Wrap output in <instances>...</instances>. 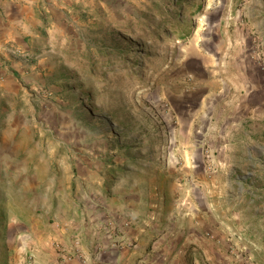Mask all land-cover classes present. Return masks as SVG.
Returning a JSON list of instances; mask_svg holds the SVG:
<instances>
[{"label":"rangeland","instance_id":"obj_1","mask_svg":"<svg viewBox=\"0 0 264 264\" xmlns=\"http://www.w3.org/2000/svg\"><path fill=\"white\" fill-rule=\"evenodd\" d=\"M72 2L63 7V35L43 50L45 68L21 55L28 67L11 91L0 73V220L52 218L59 203L96 201L134 169L143 179L153 159L159 185L183 188L174 204L183 197L192 217L202 205L209 235L220 227L235 237L231 264H264V117L234 155L203 142L201 179L162 175L181 144L207 139L208 113L225 101L251 110L217 94L221 72L207 71L200 53L217 36L214 52L233 54L240 35L255 48L253 75L264 79V0Z\"/></svg>","mask_w":264,"mask_h":264},{"label":"crops","instance_id":"obj_2","mask_svg":"<svg viewBox=\"0 0 264 264\" xmlns=\"http://www.w3.org/2000/svg\"><path fill=\"white\" fill-rule=\"evenodd\" d=\"M70 3L72 0H0V59L6 64L0 65L9 72L5 75L0 70L5 91L12 90L14 78L28 67L21 55L40 60L37 70L46 67L43 50L57 35H63V7ZM218 38L203 41L200 60L207 71L215 66L221 72L223 85L217 93L221 98L240 99L245 106L251 104V110H232V102L225 101L222 112L208 113L209 124L203 132L207 139L181 144L184 149L163 170L164 176L181 181L201 179L206 173L203 142L213 148L225 145V151L234 155L245 141H252V124L264 117V105L253 107L257 105L253 100L264 92L263 75L260 71L258 78L253 75L257 59L250 51L254 45L239 35L237 51L218 50L217 54ZM206 93H211L208 87ZM154 163L152 159L143 170V179L139 178L141 169H134L115 186L101 188L105 195L96 201L81 203L78 198L77 204H57L52 218L13 224L0 220V264H231L235 237L219 226L209 235L203 206L195 216L187 214L189 204L183 203V197L179 204L174 199L183 194V188L159 185L161 174Z\"/></svg>","mask_w":264,"mask_h":264}]
</instances>
